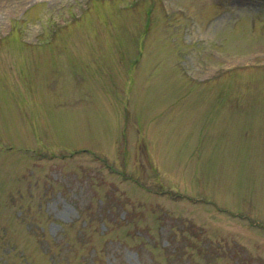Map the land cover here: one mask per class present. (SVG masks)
I'll return each mask as SVG.
<instances>
[{
    "label": "rangeland",
    "instance_id": "1",
    "mask_svg": "<svg viewBox=\"0 0 264 264\" xmlns=\"http://www.w3.org/2000/svg\"><path fill=\"white\" fill-rule=\"evenodd\" d=\"M0 264H264V0H0Z\"/></svg>",
    "mask_w": 264,
    "mask_h": 264
}]
</instances>
